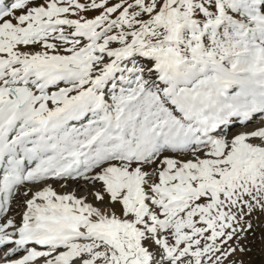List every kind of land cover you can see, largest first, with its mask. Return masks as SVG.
<instances>
[{
  "label": "snow or ice",
  "instance_id": "1",
  "mask_svg": "<svg viewBox=\"0 0 264 264\" xmlns=\"http://www.w3.org/2000/svg\"><path fill=\"white\" fill-rule=\"evenodd\" d=\"M261 216L264 0H0V264H244Z\"/></svg>",
  "mask_w": 264,
  "mask_h": 264
},
{
  "label": "rangeland",
  "instance_id": "2",
  "mask_svg": "<svg viewBox=\"0 0 264 264\" xmlns=\"http://www.w3.org/2000/svg\"><path fill=\"white\" fill-rule=\"evenodd\" d=\"M56 187L58 190L64 191L59 186ZM76 187L77 185L72 184L67 191H71ZM77 191L78 194L82 195L84 188L81 186ZM254 228L255 231L249 233L246 240L242 241L248 251L243 254L237 253V257L243 260L244 264H264V216H261L259 221H256L254 218Z\"/></svg>",
  "mask_w": 264,
  "mask_h": 264
},
{
  "label": "bare ground",
  "instance_id": "3",
  "mask_svg": "<svg viewBox=\"0 0 264 264\" xmlns=\"http://www.w3.org/2000/svg\"><path fill=\"white\" fill-rule=\"evenodd\" d=\"M250 127H251V125H250ZM71 186H72V185H71ZM76 188H77V187H76ZM77 189H78V188H77ZM57 191H62V190H58V189H57Z\"/></svg>",
  "mask_w": 264,
  "mask_h": 264
}]
</instances>
